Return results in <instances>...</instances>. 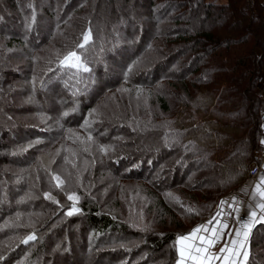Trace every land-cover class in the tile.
<instances>
[{
  "label": "trees",
  "instance_id": "obj_1",
  "mask_svg": "<svg viewBox=\"0 0 264 264\" xmlns=\"http://www.w3.org/2000/svg\"><path fill=\"white\" fill-rule=\"evenodd\" d=\"M72 8L76 11L63 22L62 17ZM56 24H64L59 29L62 32L58 31L40 49H32L52 34ZM3 33L9 37L0 48L12 41L19 43L21 55L12 50L7 54L28 60L26 56L30 55L32 73L41 77L36 91L43 96L32 108L37 113L56 114L62 128H49L48 120H36L35 116L25 120L20 114L34 110L24 104L14 105L0 95V209L11 207L5 194L18 186L15 195L20 196L18 203L24 209L28 204L35 211L46 210L36 198L45 183L38 182L37 187L39 179L34 178L35 174L49 177L45 172L41 174L46 166L39 164L32 153L13 151L10 146L24 145L35 135L45 136L52 143L59 135L72 136L82 126L85 111L97 94L92 87L97 86L85 73L80 76L61 63L70 50H78L88 62L87 75L94 71L101 81L98 87L112 86L114 76L116 81L124 79V86L153 93L159 109L166 113L163 120H157L154 114L144 124L139 119L123 125L117 122L113 130L144 144L115 158L112 164L118 166L123 158L122 169L116 174L142 177L149 194L143 205L151 211L150 218L143 215L141 231L137 228L129 234L142 232L157 246H166L167 264H172L179 229L207 219L222 197L238 189L248 176L255 151L262 147L257 86L264 69L263 0H0V36ZM87 33L89 39L85 42ZM134 33L138 34L133 41L135 50L129 48L132 41L126 43L123 39ZM150 37L153 42L145 47ZM25 42L31 47L28 51ZM128 49L137 54L125 57L124 50ZM4 52L0 49L1 57ZM34 54H41V58ZM1 57L0 82L8 78L11 64L9 57ZM113 62L118 63L121 73L112 72ZM66 75L69 83L63 85ZM48 83L50 91L42 87ZM179 109L183 117L169 114ZM142 130L145 135L139 133ZM97 131L89 129L90 135ZM100 137V142L108 141ZM14 177L16 182L11 179ZM80 207L91 230L102 237L110 236L105 243L119 240L118 231L126 230L122 223L123 228L116 226L119 222L112 214L99 209L97 200L88 199ZM55 216L42 219L40 227L32 228L33 223L24 222L15 231L21 236L19 246L39 242L37 233ZM70 228L69 232L75 230ZM12 251L0 255V264L12 258ZM245 264H264V222L252 228Z\"/></svg>",
  "mask_w": 264,
  "mask_h": 264
},
{
  "label": "rangeland",
  "instance_id": "obj_2",
  "mask_svg": "<svg viewBox=\"0 0 264 264\" xmlns=\"http://www.w3.org/2000/svg\"><path fill=\"white\" fill-rule=\"evenodd\" d=\"M80 3L85 2L81 1ZM75 11L76 9L72 8L66 12L61 20L63 22L68 21ZM61 26L59 24L53 25L52 34H48L40 45L31 46L32 49H40L46 42H50L59 29H61ZM59 32L61 33L62 31ZM8 37L9 34L7 33L1 34L0 43L2 42L3 44L4 39ZM137 38L138 34L134 33L130 38L123 39L126 43L132 41L129 44L131 45L129 48L135 50V43L133 41L137 40ZM24 39L26 40L25 37ZM152 42L153 38H148L145 47L151 45ZM31 47L27 46V42L24 43L26 51L31 49ZM21 48L22 46L16 43V41H12L11 45H4L0 48L5 51L2 57L4 59L9 57L11 61V64L8 66V78H2V82H0V95L4 99L13 102L14 105L24 104V107L29 106V109H31L32 107H36L39 99L43 96L40 95V92L36 91V86H38L36 82L41 77L32 73L34 64L30 61V55L27 54L26 56H29L28 60L25 56H22L24 58L16 59L7 54L12 50L21 55L19 52ZM132 49L124 50L125 57L128 55L132 57L134 53L137 54ZM70 52L77 53L81 60L77 61L73 58L71 61H66L63 64L72 63L73 65L79 64L80 66L67 67L66 69L76 70L80 76L83 75L82 73H85L86 78L88 77L97 86L92 87V91L97 94L95 97L93 96L90 108L85 111V121L82 122V126H79L77 131L72 133V136L67 137L66 135V137H61L59 135L52 143H48L47 137L35 135L31 139H27L28 141L24 145L10 146L13 151L32 153L31 155L38 157L39 164L46 166L41 171V174L45 172L49 174V177L45 174L39 176L35 174L34 176L35 179H39V181L36 179L37 187L39 185L38 182L42 181L45 183V186L40 187V189L38 188L39 196H36V198L40 199L39 201L46 206V210L35 211L28 204L24 209L23 205L21 206L18 203L21 200L20 196L15 195L18 186L10 188V191L5 195L8 197L11 207L0 209V214L3 213V217L0 218V255L7 252V250H13L14 254L12 258L6 260L5 264H167L169 255L166 246H157L149 238H146L142 232L129 234V231H135L137 228L141 231V221L145 218H143V215H147V218H150L151 211L147 210L143 205V199L149 194L144 188L142 177H125L122 172L119 175L116 174L117 169H122L121 165L124 164L123 158L120 160L118 166L112 164L115 158H120L126 155L125 152L144 144L142 140L134 142L135 139L131 136H125L121 132L116 131V129L113 130L114 125H118L117 122L123 125L124 122L125 124H130L127 122L131 121L130 119H137L136 121L139 119L141 120V124H144L147 119H151V116L154 117V114L155 118H158L157 120H163L166 113H163L159 109L153 93L144 92L143 90L137 91L124 86L125 80L120 79L116 81V76L113 77L112 86L101 89L98 87L101 85V81L93 75L94 71H92L93 73L89 72V76L87 75L88 71H90L89 65L86 59L82 57L80 51L70 50L62 58L61 63ZM40 55L34 54L35 57L41 58ZM16 60L18 63H23L24 66L17 64ZM110 65L111 70L113 69L112 72L117 71L121 73L117 62H113ZM84 68H87L88 71H84ZM109 72L111 73V71ZM125 72H122L123 77ZM4 80H9V83L3 82ZM67 83H69V79L66 75L63 78V85ZM42 87L50 91L48 88L49 83L44 84V86L42 85ZM88 98L92 100L90 94H88ZM69 101H72V99L70 98ZM34 109L32 108L31 110ZM186 109L189 110L190 108ZM169 114L179 117L184 116V113L180 109L177 112ZM20 115L25 117V120L30 116H35L36 120H48L47 127L55 130L62 128L60 120L55 117L56 114L37 113L35 110L27 112L26 110ZM101 123L105 126H102ZM135 125L136 123H133V128ZM89 129L98 130L94 134H97V136L90 135ZM71 130H74V128H71ZM139 133L145 135L146 132L144 133L142 130ZM99 135L101 136L100 139L108 141L100 142L98 140ZM111 139L114 141L109 142ZM45 144L46 146H44ZM160 165H158L155 172H157ZM2 167L14 170V167L7 164H3ZM53 177H58V179H54ZM48 178H51L52 181L50 180L51 183L46 185ZM11 179L13 182L17 181L16 177ZM69 196L72 199H69ZM88 199L97 200L100 203L99 209L108 211L113 217L117 218L119 223L116 226L126 228V230L118 231L120 232V236H117L120 237L118 238L119 240H115L114 243L109 245L105 241L111 239L110 236L102 237L98 231L91 230L88 227L84 211L80 207ZM40 206L42 207L41 203H39V208ZM12 207L13 209H11ZM216 208L207 219L188 228L187 226L181 227L179 229L180 232L175 236V247L178 236L189 232L200 224L208 222ZM69 212L72 214L69 215ZM51 215H56L53 221L45 225L43 230L37 233L40 241L20 247L19 241L21 236L15 231L23 226L24 222L33 223L32 228L40 227L43 222L42 219L44 220ZM70 227H75V230L69 232ZM76 227H78V232H76ZM5 257L6 255H3V259ZM177 259L178 254L175 251L172 264H176Z\"/></svg>",
  "mask_w": 264,
  "mask_h": 264
},
{
  "label": "crops",
  "instance_id": "obj_3",
  "mask_svg": "<svg viewBox=\"0 0 264 264\" xmlns=\"http://www.w3.org/2000/svg\"><path fill=\"white\" fill-rule=\"evenodd\" d=\"M264 2V0H263ZM258 93L260 95V110L261 113H264V69L261 72L260 81L258 82ZM262 138L261 144L264 145V119H262ZM262 166L264 168V160L262 162ZM264 178V174H258L254 176H249L246 180L231 194L223 197L218 207L216 208L213 216L210 218L209 221H212L211 227L215 226L219 228L221 225H227L223 229V236L220 239V242L216 243L214 247H207V251L202 254V256H210L212 259H208L206 264H245L250 252V236L247 239L243 236V232L247 231L242 227L243 223L249 220L251 213L254 211L256 213L255 220L259 221L262 216H264V211L260 209L258 206L261 202L260 197L256 195V188L258 185H261V179ZM264 187V186H262ZM224 203H221V202ZM243 215L245 220L242 222L237 221L238 215ZM208 221V222H209ZM208 222H205L200 225H205ZM197 227V226H196ZM194 227V228H196ZM194 228H192L189 232H185L180 236L187 235L190 233ZM239 229L241 231V235L239 237L236 236V230ZM209 233L205 234L203 232L199 233L198 235H210ZM178 236V237H180ZM177 237V238H178ZM176 238V242H177ZM236 240L237 243L235 245L232 244V241ZM241 242L243 245L241 246ZM190 242H181L179 245L176 243V252L177 248H181L184 244ZM225 244L228 245V251L225 253H221L220 249L225 247ZM238 251V255L235 254ZM247 252V257H245L244 253ZM178 254V252H177ZM219 256V258H215ZM227 257V259H225ZM177 264V261H176ZM185 264H194V262L190 259L185 260Z\"/></svg>",
  "mask_w": 264,
  "mask_h": 264
},
{
  "label": "snow or ice",
  "instance_id": "obj_4",
  "mask_svg": "<svg viewBox=\"0 0 264 264\" xmlns=\"http://www.w3.org/2000/svg\"><path fill=\"white\" fill-rule=\"evenodd\" d=\"M89 39L88 34H85L84 40L87 42ZM80 47H84L83 44L79 45ZM73 58H75L77 61H80V56L75 52H70L65 58L64 61H62V64L66 61H71ZM65 66L67 67H79V64L73 65L72 63H67ZM84 71H88L87 68H84ZM54 179H58V177H53ZM264 178L261 179V185H258L256 188V195L260 197L261 201H264ZM69 199H72L71 196H69ZM221 203H224L223 201ZM260 209L264 211V202H261L259 205ZM78 211V209H77ZM188 211H192V209H188ZM69 215L72 213L69 212ZM256 213L253 211L251 213V216L249 220L245 221L242 225L244 229H247V231L243 232V236L245 239H247L251 232V227L254 226L255 223L264 222V216L260 218L259 221L255 220ZM212 225V221H209L205 225H198L196 228H194L190 233L187 235H183L177 238V244L179 245L182 241L183 242H190L184 244L183 247L177 248L178 252V259L177 264H185V260L190 259L194 262V264H206V261L208 259H212L210 256H202L203 253L207 251V247H214L216 243L220 242L221 237L223 236L224 232L223 229L227 227V225H221L219 228L213 226L211 229L209 226ZM210 235H198L199 233L203 232L205 234L209 233ZM241 235V231L239 229L236 230V236L239 237ZM31 238V237H30ZM237 243L236 240L232 241V244L235 245ZM243 245V242H241V246ZM228 245L225 244V247L220 249L221 253L227 252ZM235 254H239L238 251ZM245 257H247V252L244 253ZM219 258V256L215 257ZM227 259V257H225Z\"/></svg>",
  "mask_w": 264,
  "mask_h": 264
},
{
  "label": "built area",
  "instance_id": "obj_5",
  "mask_svg": "<svg viewBox=\"0 0 264 264\" xmlns=\"http://www.w3.org/2000/svg\"><path fill=\"white\" fill-rule=\"evenodd\" d=\"M261 118L264 119V113H261ZM264 160V145L254 153L253 161L249 168V176L264 174L262 162ZM245 220L243 215H238L237 221L242 222Z\"/></svg>",
  "mask_w": 264,
  "mask_h": 264
},
{
  "label": "water",
  "instance_id": "obj_6",
  "mask_svg": "<svg viewBox=\"0 0 264 264\" xmlns=\"http://www.w3.org/2000/svg\"><path fill=\"white\" fill-rule=\"evenodd\" d=\"M255 224H257V223H255ZM255 224H254V225H255Z\"/></svg>",
  "mask_w": 264,
  "mask_h": 264
}]
</instances>
